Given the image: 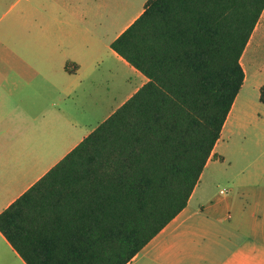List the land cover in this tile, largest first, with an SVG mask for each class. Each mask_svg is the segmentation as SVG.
<instances>
[{
	"label": "trees",
	"instance_id": "trees-1",
	"mask_svg": "<svg viewBox=\"0 0 264 264\" xmlns=\"http://www.w3.org/2000/svg\"><path fill=\"white\" fill-rule=\"evenodd\" d=\"M263 9L147 1L112 47L148 81L0 213L25 264H128L187 206L245 81L241 57Z\"/></svg>",
	"mask_w": 264,
	"mask_h": 264
},
{
	"label": "crops",
	"instance_id": "crops-1",
	"mask_svg": "<svg viewBox=\"0 0 264 264\" xmlns=\"http://www.w3.org/2000/svg\"><path fill=\"white\" fill-rule=\"evenodd\" d=\"M147 1L19 0L0 29V213L148 81L112 47ZM254 45L264 51V9L241 57L244 83ZM123 72L140 83L111 105L99 88L121 85ZM234 104L187 206L128 264H264V190L240 199L211 175ZM15 262L25 264L0 231V264Z\"/></svg>",
	"mask_w": 264,
	"mask_h": 264
},
{
	"label": "rangeland",
	"instance_id": "rangeland-1",
	"mask_svg": "<svg viewBox=\"0 0 264 264\" xmlns=\"http://www.w3.org/2000/svg\"><path fill=\"white\" fill-rule=\"evenodd\" d=\"M20 4L19 0H0V29L16 17ZM258 48L257 45L252 47L249 54L250 64L245 65L248 80L242 86L234 104L233 114L236 120L232 132L223 136L218 147L224 159L215 164V170L211 174L217 178L216 182L220 183V187L229 188V193L240 199L243 194L252 196L254 191L264 190V102L260 99L264 75H258L256 71L259 60L264 61V51L259 52ZM127 75L123 72L121 85L100 86V91L111 96V105H115V100L116 103L123 100L140 83L139 79L133 78L129 85L124 80Z\"/></svg>",
	"mask_w": 264,
	"mask_h": 264
},
{
	"label": "built area",
	"instance_id": "built-area-1",
	"mask_svg": "<svg viewBox=\"0 0 264 264\" xmlns=\"http://www.w3.org/2000/svg\"><path fill=\"white\" fill-rule=\"evenodd\" d=\"M221 192H222V193L227 192V189H226V188H223V189L221 190Z\"/></svg>",
	"mask_w": 264,
	"mask_h": 264
}]
</instances>
